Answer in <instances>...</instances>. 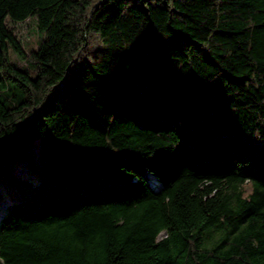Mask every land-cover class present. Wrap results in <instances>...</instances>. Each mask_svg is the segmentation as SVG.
Here are the masks:
<instances>
[{
  "label": "trees",
  "instance_id": "16d2710c",
  "mask_svg": "<svg viewBox=\"0 0 264 264\" xmlns=\"http://www.w3.org/2000/svg\"><path fill=\"white\" fill-rule=\"evenodd\" d=\"M0 176V264H264V0H0Z\"/></svg>",
  "mask_w": 264,
  "mask_h": 264
},
{
  "label": "rangeland",
  "instance_id": "374dc122",
  "mask_svg": "<svg viewBox=\"0 0 264 264\" xmlns=\"http://www.w3.org/2000/svg\"><path fill=\"white\" fill-rule=\"evenodd\" d=\"M9 26L14 30L17 37L20 39L25 56L21 57L15 52H11V59L19 65L35 69L36 61L32 56V49L36 48L39 40L43 36L37 27L36 16H29L24 20L8 19ZM32 154L35 160L39 154V138L35 139L32 146ZM11 170L20 178L33 180L37 178L36 174L28 167L23 159H17L11 164ZM27 182L16 183L0 176V216L11 199L22 196L27 191ZM165 235V231L161 232L160 236Z\"/></svg>",
  "mask_w": 264,
  "mask_h": 264
}]
</instances>
